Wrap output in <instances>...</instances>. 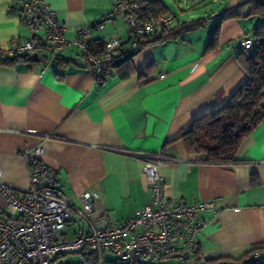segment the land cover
<instances>
[{"label": "crops", "instance_id": "0c3cea01", "mask_svg": "<svg viewBox=\"0 0 264 264\" xmlns=\"http://www.w3.org/2000/svg\"><path fill=\"white\" fill-rule=\"evenodd\" d=\"M73 39L88 29L91 41L118 37L129 44L121 15L108 16L113 0H45ZM152 2L154 0H146ZM174 19L168 29L204 18L200 28L137 50L129 66L109 70L96 82L77 49L58 55L68 64L14 60L0 65V166L9 184L29 186L23 150L41 143L42 161L55 173L56 184L77 205V196L94 190L93 215L118 223L151 202L152 194L134 154L163 153L159 166L165 203L213 200L217 212L197 215L199 259L172 256L149 264H203L221 258H251L264 245V120L240 143L235 162H204L180 138L194 119L223 105L246 79L238 63L236 38L249 34L257 17L231 18L219 27L218 43L207 49L221 12L244 0L222 1L209 19L197 0H160ZM21 0H0V47L10 48L32 33L20 21ZM37 35L43 36L39 30ZM46 55V56H45ZM151 64L145 76L140 71ZM129 74L121 77V70ZM5 198L0 194V216ZM83 231L73 216L67 234ZM59 260L58 263H62ZM105 264H117L106 255Z\"/></svg>", "mask_w": 264, "mask_h": 264}, {"label": "built area", "instance_id": "2783aa9c", "mask_svg": "<svg viewBox=\"0 0 264 264\" xmlns=\"http://www.w3.org/2000/svg\"><path fill=\"white\" fill-rule=\"evenodd\" d=\"M21 23L32 33L10 48L0 47V65L27 57L44 49L45 64L55 62L66 47L77 49L96 82L103 81L116 60L128 57L139 49L140 37L153 35L171 25L174 16L165 13L144 18L137 0H113L108 16L121 15L129 30L128 46L113 37L105 41L100 53L90 52L89 30H81L73 39L65 37V27L58 21L45 0H21ZM225 1V0H219ZM39 30L43 36L37 35ZM253 37L242 34L237 45L246 54L252 52ZM44 148L37 143L22 152L28 164L29 186L16 187L6 182L0 166V194L5 198V215L0 216V264H105L106 255L117 264H149L153 258L172 256L180 261L198 259L196 234L198 214L217 212L213 200L175 204L165 203L164 180L159 166L166 160L158 154H134L142 159L141 172L152 194L151 202L137 209L133 216L118 223L107 215H93V200L98 196L87 190L77 196V205L56 184L54 171L42 161ZM223 162L219 164H232ZM75 216L83 231L68 235L66 230ZM252 258L264 263V245L252 249ZM76 260L72 261L71 257Z\"/></svg>", "mask_w": 264, "mask_h": 264}, {"label": "trees", "instance_id": "16d2710c", "mask_svg": "<svg viewBox=\"0 0 264 264\" xmlns=\"http://www.w3.org/2000/svg\"><path fill=\"white\" fill-rule=\"evenodd\" d=\"M137 1L142 7L141 13L144 18H156L168 13L165 11V7L160 0H154L152 2H147L146 0ZM240 17H257V22H259V27L255 34L252 35L249 33L255 41V48L252 46L253 49L250 54L244 53L240 48L241 52L237 56L239 65L246 73V79L223 105L194 119L187 131L180 136V138L191 145L194 152L204 162H235V155L241 141L264 120V0H244L236 6L224 9L220 14L218 24L214 29L207 49H212L217 45L219 27L223 21ZM204 20V18H201L181 23L173 28L160 30L153 35L140 37L138 40L139 49L149 44L176 38L179 34L186 31L200 28L204 25ZM104 46V41H90V52L100 53ZM134 53L122 58L120 62L115 63L112 67L125 68L129 66ZM19 59L30 63L32 62L27 57L17 58L15 61ZM57 59L59 60V64L66 65L69 63L67 60ZM12 63H14V60L6 62V65ZM150 66L151 64L147 63L139 75L145 76ZM124 68L121 70V77L129 74V70ZM196 254L199 257L197 248ZM63 258L62 255H56L53 262L56 264ZM203 264L264 263L261 260L251 257L243 260L226 258L205 260Z\"/></svg>", "mask_w": 264, "mask_h": 264}, {"label": "rangeland", "instance_id": "374dc122", "mask_svg": "<svg viewBox=\"0 0 264 264\" xmlns=\"http://www.w3.org/2000/svg\"><path fill=\"white\" fill-rule=\"evenodd\" d=\"M191 1H194V0H191ZM197 2L199 4H202L201 10H203L205 12L204 13V16L207 17V19H209V16H212L213 13H215L217 10H220V9H222V8L225 7V5L223 4V2L222 1H219V0H197ZM209 20L213 21L214 19L211 18ZM257 23L258 22H256L255 25ZM252 46H253V48H255V41L254 40L252 42ZM71 260L72 261H75L76 260V257L75 256H72L71 257Z\"/></svg>", "mask_w": 264, "mask_h": 264}, {"label": "water", "instance_id": "95a60500", "mask_svg": "<svg viewBox=\"0 0 264 264\" xmlns=\"http://www.w3.org/2000/svg\"><path fill=\"white\" fill-rule=\"evenodd\" d=\"M259 27V22L253 27V29H252V31H251V34L252 35H254L255 34V32H256V30H257V28ZM38 53H34L33 55H32V60L33 61H38ZM121 61V59H118V60H116V62L115 63H118V62H120Z\"/></svg>", "mask_w": 264, "mask_h": 264}]
</instances>
